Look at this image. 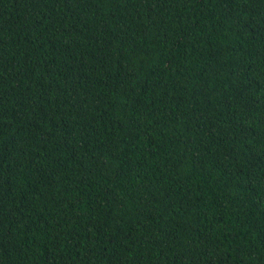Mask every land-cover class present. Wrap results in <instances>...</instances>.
Returning a JSON list of instances; mask_svg holds the SVG:
<instances>
[{
  "label": "trees",
  "instance_id": "16d2710c",
  "mask_svg": "<svg viewBox=\"0 0 264 264\" xmlns=\"http://www.w3.org/2000/svg\"><path fill=\"white\" fill-rule=\"evenodd\" d=\"M0 264H264V0H0Z\"/></svg>",
  "mask_w": 264,
  "mask_h": 264
}]
</instances>
